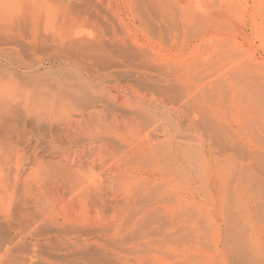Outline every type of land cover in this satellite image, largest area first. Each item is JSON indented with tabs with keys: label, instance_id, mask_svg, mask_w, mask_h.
I'll use <instances>...</instances> for the list:
<instances>
[{
	"label": "rangeland",
	"instance_id": "1",
	"mask_svg": "<svg viewBox=\"0 0 264 264\" xmlns=\"http://www.w3.org/2000/svg\"><path fill=\"white\" fill-rule=\"evenodd\" d=\"M0 50L26 63L20 88L80 97L0 93V264H231L213 197L170 156L189 144L255 177L209 153L197 105L241 129L248 81L264 102V0H0Z\"/></svg>",
	"mask_w": 264,
	"mask_h": 264
},
{
	"label": "bare ground",
	"instance_id": "2",
	"mask_svg": "<svg viewBox=\"0 0 264 264\" xmlns=\"http://www.w3.org/2000/svg\"><path fill=\"white\" fill-rule=\"evenodd\" d=\"M3 59L10 64L7 69L1 62ZM11 68L20 71L27 68V65L21 57L18 58L14 54L4 53L0 50V84L2 85L0 93L4 94L6 99L4 101L22 96L27 102L34 100L35 105L38 104L37 109L47 107L53 110L61 97L63 100L78 101L80 99L79 95L77 98V93L73 96V93L70 92V97L69 92H64L60 88L61 84L57 83L40 85L30 82L29 84L25 83L20 88L14 78L17 73L12 72ZM190 73L192 72L190 71ZM176 77L174 78L176 82L184 80L182 75ZM247 83H250L249 87H252L254 95L251 100L247 99L241 102L243 106L241 116L246 123L244 128L227 127L213 117L215 114L212 115L204 107L197 105V108L202 117L199 122L200 129L205 130L209 153H225L239 167L248 165L255 177L250 176L246 179L240 175V178L233 181L234 168L231 161L225 168L224 163H219L210 155L201 158L200 153L191 148L189 144L178 149L179 152H177L180 157H170L177 163L176 168L179 173H182V169L186 165L191 168L192 173L196 172L195 175L199 180L196 182L199 187L198 190H202L206 196L213 197L214 207L222 221L221 226H223V229H220L219 234H217L219 238L216 237L220 239V247L226 256L225 258L231 264H264V116L262 115L263 110H261L263 109L262 106L264 107V102L261 88L253 81ZM190 90L189 86L185 85L184 95L189 94ZM220 95L218 96L220 97ZM190 99L193 101V98ZM194 123H198V121L191 123L193 124L190 126L191 128L197 127L198 124ZM168 141L171 140L168 139ZM149 152L156 162L159 161L158 158H161L164 166L169 163L170 157L168 159L165 154L162 156L159 149L151 147ZM183 175H187L186 171ZM2 198L3 196L0 195V200ZM5 205V201H0V206L5 207ZM199 218L202 220L201 217ZM18 221L21 226L17 227L19 230L16 233L22 234V231L28 229V225L24 220ZM198 229L196 228V231ZM29 230L31 233L38 232V228H34L32 224L29 225ZM66 233V230L57 232L63 238L67 236ZM223 253L222 255H224Z\"/></svg>",
	"mask_w": 264,
	"mask_h": 264
}]
</instances>
